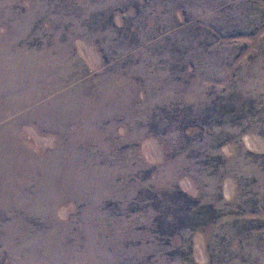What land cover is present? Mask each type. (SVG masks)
<instances>
[{"label":"rangeland","instance_id":"obj_1","mask_svg":"<svg viewBox=\"0 0 264 264\" xmlns=\"http://www.w3.org/2000/svg\"><path fill=\"white\" fill-rule=\"evenodd\" d=\"M0 264H264V0H0Z\"/></svg>","mask_w":264,"mask_h":264}]
</instances>
